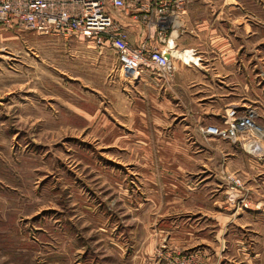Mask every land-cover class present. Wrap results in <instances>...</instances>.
I'll use <instances>...</instances> for the list:
<instances>
[{
  "label": "crops",
  "instance_id": "1",
  "mask_svg": "<svg viewBox=\"0 0 264 264\" xmlns=\"http://www.w3.org/2000/svg\"><path fill=\"white\" fill-rule=\"evenodd\" d=\"M144 16L151 21L153 12L113 13L131 45L162 33L174 49L192 50L195 62L181 54L170 80L146 71L128 83L112 70L110 49V147L130 153L148 194L142 216L131 217L129 252L139 264H168L172 249L186 253L187 264H264V140L245 148L201 131L245 100L259 109L264 129V92L240 67L264 57L257 49L264 45V0H190L171 33ZM14 33L0 27V49ZM228 173L241 178L239 194L259 209L229 201Z\"/></svg>",
  "mask_w": 264,
  "mask_h": 264
},
{
  "label": "rangeland",
  "instance_id": "2",
  "mask_svg": "<svg viewBox=\"0 0 264 264\" xmlns=\"http://www.w3.org/2000/svg\"><path fill=\"white\" fill-rule=\"evenodd\" d=\"M14 31L0 49V264H139L127 231L148 194L110 147V49ZM257 60L240 67L264 92ZM173 250L168 264L187 256Z\"/></svg>",
  "mask_w": 264,
  "mask_h": 264
},
{
  "label": "built area",
  "instance_id": "3",
  "mask_svg": "<svg viewBox=\"0 0 264 264\" xmlns=\"http://www.w3.org/2000/svg\"><path fill=\"white\" fill-rule=\"evenodd\" d=\"M190 0H0V27L10 30H26L41 35H55L63 38L76 37L94 41L100 47L112 50L119 74L128 83L138 80L141 73L152 71L170 80L176 70L177 57L173 54L171 40L160 33L154 41L133 46L127 35L118 25L113 13L127 12L132 7L153 12L145 22L155 26H169L180 23L186 4ZM158 44H164L163 49ZM177 50V49H175ZM185 55L194 56L192 50H177ZM182 59V58H180ZM183 60V59H182ZM184 61V60H183ZM195 62V61H192ZM188 63V62H187ZM258 116L255 108L230 107L222 116L221 123L206 125L202 133L233 144L250 148L254 142L262 140L264 129L256 123ZM259 139V140H257ZM228 199L237 202L238 207L260 208L252 204L245 195L239 194L243 181L235 174H224ZM188 257L173 258L172 264H186Z\"/></svg>",
  "mask_w": 264,
  "mask_h": 264
},
{
  "label": "bare ground",
  "instance_id": "4",
  "mask_svg": "<svg viewBox=\"0 0 264 264\" xmlns=\"http://www.w3.org/2000/svg\"><path fill=\"white\" fill-rule=\"evenodd\" d=\"M173 54L177 57V58H182L183 59V57L181 56V54H183L182 52H177V50H175V49H173ZM184 55V54H183ZM184 61H186V62H192V61H195V58L193 57V56H191L190 54L189 55H185L184 56ZM257 118V117H256ZM255 118V119H256ZM257 140H259V139H257Z\"/></svg>",
  "mask_w": 264,
  "mask_h": 264
}]
</instances>
